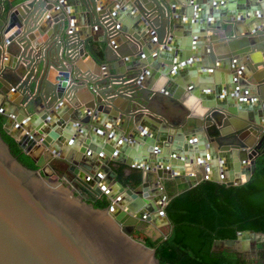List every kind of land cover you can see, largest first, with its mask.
<instances>
[{"label": "water", "instance_id": "water-1", "mask_svg": "<svg viewBox=\"0 0 264 264\" xmlns=\"http://www.w3.org/2000/svg\"><path fill=\"white\" fill-rule=\"evenodd\" d=\"M60 1L0 0L2 131L35 167L0 136V264H159L126 228L159 216L169 232L164 182L238 186L254 171L264 141V0ZM177 28L201 41L182 43ZM189 44L202 88L187 82L183 98L168 75L193 62ZM250 52L260 59L251 63ZM60 151L44 168L42 154ZM54 168L85 174L79 186L108 205L95 208ZM256 236L245 230L234 241Z\"/></svg>", "mask_w": 264, "mask_h": 264}, {"label": "trees", "instance_id": "trees-1", "mask_svg": "<svg viewBox=\"0 0 264 264\" xmlns=\"http://www.w3.org/2000/svg\"><path fill=\"white\" fill-rule=\"evenodd\" d=\"M2 123L0 116V136L10 153L26 167L35 169L2 131ZM260 152L254 160L252 175L241 185L202 180L190 189L179 188L177 193L166 185L168 197L165 194L163 214L170 225L169 232L155 241L134 238L140 236L138 233L132 238L153 248L159 264H264L214 248L216 241H234L237 233L247 230L261 235L256 250L264 254V141ZM107 205L102 200L93 206L100 209Z\"/></svg>", "mask_w": 264, "mask_h": 264}, {"label": "crops", "instance_id": "crops-1", "mask_svg": "<svg viewBox=\"0 0 264 264\" xmlns=\"http://www.w3.org/2000/svg\"><path fill=\"white\" fill-rule=\"evenodd\" d=\"M63 2V0H61L60 1V3H62ZM102 2H103V0H100V1H98L97 2V5H99V3L100 4H102ZM175 8L176 9H181V6L180 5H176L175 6ZM72 12V10H70V14H72L71 13ZM249 11L248 10H246V9H239V10H236V15H238V14H242V13H248ZM181 13V12H180ZM179 13V14H180ZM198 16H199V13H198ZM207 16H208V14H207ZM200 17V16H199ZM252 18H254V17H252ZM190 19V18H189ZM190 21H192L191 19H190ZM72 22H74V23H77V18L75 17L73 20H72ZM245 24L244 23H241V26H244ZM249 25V24H248ZM75 27L74 28H71V29H73V30H75V31H78V30H80L81 29V27L80 26H76V25H74ZM246 26V25H245ZM229 27V26H228ZM195 29V25H193V27L191 26V27H188V28H186V30L187 31H189V32H191V30L192 29ZM71 29H69V31L71 30ZM178 30V34H177V38L180 40V41H182V43H184L186 40H187V38H189V41H192V43L194 44L195 42H200L201 41V38L200 37H198L199 35H200V33H196V35L197 36H195L194 37V35H190V36H185L184 34H183V29L182 28H177ZM143 30V33H144V29H142ZM244 30V29H243ZM242 30V31H243ZM207 31H209V30H207ZM205 32L204 31V33L203 34H205V35H210L211 36V34H210V32ZM148 33H149V35H153L152 34V32L150 31H148ZM145 34H147V32L145 33ZM223 33L221 32V31H217V36H221ZM212 37H214V36H212ZM204 42H207V41H205L204 40ZM229 42H232L231 40L230 41H225V42H223L224 44H228ZM191 44V43H190ZM189 44V46H190V48H188V50L189 51H186L185 53H187L189 56H188V58L187 59H189V58H191L192 60H193V62L191 63V64H189V66H188V68H184V67H180V68H178V69H176V72L175 73H171V74H169L168 75V77L170 78V80H172V81H175L176 83H178V85L180 86V93H181V97H183V98H186L187 96H188V94H189V91L187 90V85L188 84H192V82H194V81H196V83L198 84V87H201L202 88V80H201V75L197 72L198 71V69H199V67H198V65L195 63V58H194V47L192 48V45H190ZM171 45V44H170ZM221 44H219V46H220ZM163 45H160V46H157V48L158 49H160L161 47H162ZM228 47V46H227ZM153 48V47H152ZM191 49V50H190ZM193 49V50H192ZM228 49H229V47H228ZM173 50H174V48H173ZM154 51H156V49H152V50H150L149 51V53H148V56L150 57V56H153L154 55ZM222 52V51H221ZM168 53H170V52H168ZM248 56H249V58H250V62L251 63H253V62H255V61H257V60H259L260 59V56H259V53H257V52H254V53H248ZM154 57V56H153ZM263 61H264V59H262ZM176 61H178V58L176 57ZM81 67H82V69L81 70H83V71H87V64H91L92 63V61H91V59L87 56L84 60H82L81 62ZM95 66L93 65V68H94ZM171 67V66H170ZM173 67V66H172ZM171 67V68H172ZM260 67H257V70L258 71H260ZM192 73H195L193 76L191 75ZM187 74H189V75H187ZM55 75V73H54V71H52V70H50V72H49V78H50V80H52V77ZM188 76L190 77V78H188ZM184 77H186L187 78V81L185 80V78ZM187 82H188V84H187ZM215 88H214V86H213V88L211 89V90H213L212 92L216 95L217 93L215 92V90H214ZM238 91H241L240 89H238ZM228 92L230 93V94H233V90L231 89V87L229 86L228 87ZM200 93V92H199ZM198 97V96H197ZM196 97V98H197ZM238 95H236L235 94V98L233 97V99H232V102L234 103V105L236 106V107H238V103L236 102L237 101V99H238ZM195 101V103H197L198 104V102L199 101H201V100H199L198 98H197V101L196 100H194ZM54 119H56L55 117H54ZM96 123H99V122H96ZM98 125V124H97ZM103 125H106V124H104V123H102V124H99L98 126H97V128H99L101 131H103L105 134L106 133H109V131L107 132V130H104L103 129ZM110 127V126H109ZM109 127L107 128V129H109ZM108 143V141H106V144ZM151 144H153V142L151 143ZM151 144H149V145H151ZM109 145V144H108ZM115 145L113 144L112 145V147H114ZM56 147V146H55ZM54 148V147H53ZM52 151V148H49L48 149V152H51ZM37 153V152H36ZM36 153L34 154V155H36ZM43 156H44V160H48V161H45V163H43V167L48 163H50V165L52 166V167H56L59 163H58V161H56V160H58V159H55V155L56 156H65L66 155V153H63V151H60V152H57V153H55V152H53L52 153V155H50V154H47V152H44L43 154H42ZM38 162H40L39 160H38ZM109 167H111V169L115 172V171H118V170H120L121 169V172L123 173V175H127V173H129L131 170L130 169H128V168H126V167H121V166H119V165H117V164H115V163H110L109 164ZM44 168H46V166L44 167ZM45 171L47 172V173H50V171L48 170V169H45ZM59 171V169H57V168H54V172H51V174H53V175H55V176H59V178L61 179V180H63L62 179V177H65V179H64V181L68 184H70L71 185V187L73 188V190L74 191H79L80 192V186H79V184L78 183H82L83 181H81V180H84V177L86 178L87 176L85 175V174H81L80 173V180L78 179V178H75V176H69L68 174H66L65 172H64V170H61L62 172H58ZM216 174L219 176V177H221L220 175H221V173H220V170H217L216 171ZM220 174V175H219ZM125 176H119L118 178H119V180H121V181H124V182H126L127 181V178L125 177ZM88 178V177H87ZM118 178H117V180H118ZM101 184L104 186V188L106 189V188H111L113 185L112 184H105V182H103V179H101ZM68 184V185H69ZM222 184V183H221ZM166 185H169L168 187H170V190H174V192H178L179 191V188H185V185L184 184H181V185H175L172 181H168V182H164L163 183V189L165 190V194H166ZM180 186H182V187H180ZM98 188L99 189H101L99 186H98ZM170 190H168V188H167V192L168 191H170ZM169 193V192H168ZM86 195V194H85ZM166 196H167V194H166ZM168 197V196H167ZM102 200H105V201H107L106 199H105V197L103 196V195H100V197L99 198H97V201H102ZM159 221V217H157L156 216V219H154V220H150V222H148L147 223V226L145 227V228H143V231L140 233L141 235V239H140V241H143V239H150V240H152V241H155L156 239H158V238H160V237H162L163 235H161L160 234V232H157V229H159V227H161V226H163L164 225V223H163V221L162 222H158ZM152 228H154V230L152 231L151 229Z\"/></svg>", "mask_w": 264, "mask_h": 264}, {"label": "rangeland", "instance_id": "rangeland-1", "mask_svg": "<svg viewBox=\"0 0 264 264\" xmlns=\"http://www.w3.org/2000/svg\"><path fill=\"white\" fill-rule=\"evenodd\" d=\"M151 229V228H150ZM154 230V228H152ZM151 229V230H152ZM152 230V231H153ZM157 232H160L161 235H166L168 233V227L164 224L163 226L159 227L157 229ZM134 238L136 239H141V236L135 235ZM256 239H251L248 241V248L246 251H236L235 249L231 248L234 244L236 245L240 241H232L230 243H216L215 249H223V250H228L230 253H235L240 259H243L245 261H252V262H257V263H264V254H262L261 251L256 250Z\"/></svg>", "mask_w": 264, "mask_h": 264}, {"label": "flooded vegetation", "instance_id": "flooded-vegetation-1", "mask_svg": "<svg viewBox=\"0 0 264 264\" xmlns=\"http://www.w3.org/2000/svg\"><path fill=\"white\" fill-rule=\"evenodd\" d=\"M253 173V172H252ZM252 175V174H251ZM250 175V176H251ZM250 178V177H249ZM80 192L76 191L78 194H80L84 199H86L87 202L92 203V205H94L97 202V198L96 195H92L90 193H88V191L83 188L80 187ZM86 194V195H85ZM154 220L155 218H150V220ZM150 220H146L145 216L141 215L140 219L137 221L136 225L133 227V229L131 228H126L127 231H131V237H133V235L135 233L140 234L143 231V228H145L147 226V223L150 222ZM158 222H162V220H159ZM164 223V222H163ZM166 225V224H165ZM141 235V234H140ZM253 239L255 240V243L260 242L261 238L259 236L254 237ZM252 239V240H253ZM240 252V251H239Z\"/></svg>", "mask_w": 264, "mask_h": 264}, {"label": "bare ground", "instance_id": "bare-ground-1", "mask_svg": "<svg viewBox=\"0 0 264 264\" xmlns=\"http://www.w3.org/2000/svg\"><path fill=\"white\" fill-rule=\"evenodd\" d=\"M157 217H159V216H157ZM155 219H156V218H155ZM159 220H162L161 217H159ZM245 237H246V236H245ZM248 241H249V240H248L247 238H244V239L241 240V242L237 243L236 245L234 244L231 248L235 249L236 251H240V252H242V251H246V250H244V248H243V250H242V246H244L245 244H247ZM245 248H246V247H245Z\"/></svg>", "mask_w": 264, "mask_h": 264}, {"label": "built area", "instance_id": "built-area-1", "mask_svg": "<svg viewBox=\"0 0 264 264\" xmlns=\"http://www.w3.org/2000/svg\"><path fill=\"white\" fill-rule=\"evenodd\" d=\"M89 192V191H88Z\"/></svg>", "mask_w": 264, "mask_h": 264}]
</instances>
